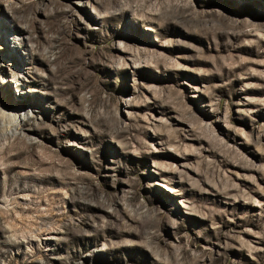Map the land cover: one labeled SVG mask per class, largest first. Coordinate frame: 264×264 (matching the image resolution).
Here are the masks:
<instances>
[{
	"label": "rangeland",
	"instance_id": "rangeland-1",
	"mask_svg": "<svg viewBox=\"0 0 264 264\" xmlns=\"http://www.w3.org/2000/svg\"><path fill=\"white\" fill-rule=\"evenodd\" d=\"M0 264H264V0H0Z\"/></svg>",
	"mask_w": 264,
	"mask_h": 264
},
{
	"label": "bare ground",
	"instance_id": "bare-ground-1",
	"mask_svg": "<svg viewBox=\"0 0 264 264\" xmlns=\"http://www.w3.org/2000/svg\"><path fill=\"white\" fill-rule=\"evenodd\" d=\"M8 113H9V112H5V111H3L1 115H3V116H8ZM14 113H15V112H14ZM168 189H169V190H172V189H170V188H168ZM57 231H58L57 229H51V230H50V232H57ZM27 237H28V236H27Z\"/></svg>",
	"mask_w": 264,
	"mask_h": 264
}]
</instances>
